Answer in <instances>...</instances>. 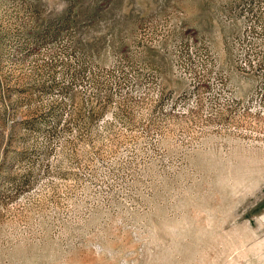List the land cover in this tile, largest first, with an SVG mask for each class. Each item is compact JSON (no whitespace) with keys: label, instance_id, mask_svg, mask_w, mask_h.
Returning a JSON list of instances; mask_svg holds the SVG:
<instances>
[{"label":"rangeland","instance_id":"obj_1","mask_svg":"<svg viewBox=\"0 0 264 264\" xmlns=\"http://www.w3.org/2000/svg\"><path fill=\"white\" fill-rule=\"evenodd\" d=\"M0 264H264V0H0Z\"/></svg>","mask_w":264,"mask_h":264}]
</instances>
